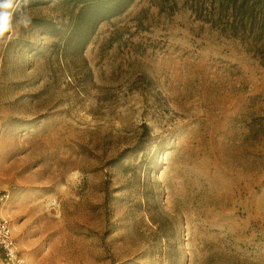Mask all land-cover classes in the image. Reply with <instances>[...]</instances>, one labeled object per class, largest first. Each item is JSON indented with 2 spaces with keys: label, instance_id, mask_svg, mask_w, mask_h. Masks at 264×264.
Returning <instances> with one entry per match:
<instances>
[{
  "label": "rangeland",
  "instance_id": "1",
  "mask_svg": "<svg viewBox=\"0 0 264 264\" xmlns=\"http://www.w3.org/2000/svg\"><path fill=\"white\" fill-rule=\"evenodd\" d=\"M199 5L131 0L88 36L81 4L27 0L0 47V216L24 264H264V67Z\"/></svg>",
  "mask_w": 264,
  "mask_h": 264
},
{
  "label": "trees",
  "instance_id": "2",
  "mask_svg": "<svg viewBox=\"0 0 264 264\" xmlns=\"http://www.w3.org/2000/svg\"><path fill=\"white\" fill-rule=\"evenodd\" d=\"M81 4L76 26H85L88 36L93 24L113 17L131 0H72ZM196 17L221 34L238 39L245 50L264 67V0H198ZM41 22V27L46 28ZM77 29V28H76ZM256 121V119H255ZM256 130L264 131V117L257 119Z\"/></svg>",
  "mask_w": 264,
  "mask_h": 264
},
{
  "label": "clouds",
  "instance_id": "3",
  "mask_svg": "<svg viewBox=\"0 0 264 264\" xmlns=\"http://www.w3.org/2000/svg\"><path fill=\"white\" fill-rule=\"evenodd\" d=\"M27 0H0V47H7L19 37L21 29H27L32 17L27 10ZM12 264H23L9 253Z\"/></svg>",
  "mask_w": 264,
  "mask_h": 264
},
{
  "label": "built area",
  "instance_id": "4",
  "mask_svg": "<svg viewBox=\"0 0 264 264\" xmlns=\"http://www.w3.org/2000/svg\"><path fill=\"white\" fill-rule=\"evenodd\" d=\"M5 198L6 194L0 191V202ZM0 249L3 253V260L5 264H12V261L9 258V253H13L18 261L23 262L21 257L18 255L15 240L11 233L10 223L2 216H0Z\"/></svg>",
  "mask_w": 264,
  "mask_h": 264
}]
</instances>
